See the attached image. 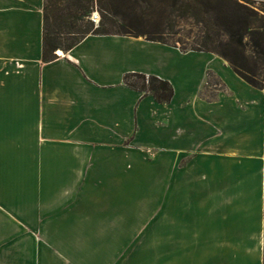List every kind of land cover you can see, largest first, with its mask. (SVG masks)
Wrapping results in <instances>:
<instances>
[{"label": "crops", "instance_id": "crops-1", "mask_svg": "<svg viewBox=\"0 0 264 264\" xmlns=\"http://www.w3.org/2000/svg\"><path fill=\"white\" fill-rule=\"evenodd\" d=\"M44 4L0 0V264H116L95 259L93 222L117 233L136 213L146 169L127 157L159 143L166 264H262L264 88L145 36L90 33L44 61ZM127 73L169 81L171 100Z\"/></svg>", "mask_w": 264, "mask_h": 264}, {"label": "trees", "instance_id": "trees-1", "mask_svg": "<svg viewBox=\"0 0 264 264\" xmlns=\"http://www.w3.org/2000/svg\"><path fill=\"white\" fill-rule=\"evenodd\" d=\"M163 1L168 7L160 9L155 0H45L43 60L55 59L57 49H70L90 33L145 36L167 43L163 33L177 13L203 27L199 47L191 49L218 54L246 82L264 88L259 78L264 73V15L238 0ZM93 11L100 13L98 24L88 19ZM135 77L143 83L137 84ZM124 80L161 103L169 102L174 93L169 81L155 75L127 73Z\"/></svg>", "mask_w": 264, "mask_h": 264}, {"label": "rangeland", "instance_id": "rangeland-1", "mask_svg": "<svg viewBox=\"0 0 264 264\" xmlns=\"http://www.w3.org/2000/svg\"><path fill=\"white\" fill-rule=\"evenodd\" d=\"M254 8L259 14L264 15V0H238ZM157 7H168V3L155 0ZM101 16L98 11H93L88 19L98 24ZM87 20V19H86ZM98 20V22L96 21ZM173 25V26H169ZM170 27V28H169ZM203 36V27L188 17L178 16L174 13L168 22V28L163 33V38L168 44L179 46L182 49L198 48ZM264 82V73L259 75ZM137 84H142L143 79L132 78ZM213 81V78H210ZM210 95L209 89L205 90ZM140 147V145H137ZM134 163L144 167L141 172V182L136 183V203L126 205L135 206V214L121 217L118 220L119 229L114 233L108 225L107 217L96 219L93 222V234L90 240L96 249L93 254L95 259L116 261V264H166L167 263V220L165 196V156L164 147L143 149L127 157ZM138 181V180H137ZM100 225V226H99ZM209 238V237H208ZM263 250L261 255L264 264V225H263ZM99 249V251H98ZM208 250V248H206ZM213 250V248H212ZM217 259L224 258L223 249L213 251ZM206 255L203 258L207 257ZM190 256V255H189ZM189 256H185L187 261ZM212 256V255H211ZM206 259V258H205Z\"/></svg>", "mask_w": 264, "mask_h": 264}, {"label": "built area", "instance_id": "built-area-1", "mask_svg": "<svg viewBox=\"0 0 264 264\" xmlns=\"http://www.w3.org/2000/svg\"><path fill=\"white\" fill-rule=\"evenodd\" d=\"M58 50H59V49H57V50L55 51L57 54H59Z\"/></svg>", "mask_w": 264, "mask_h": 264}, {"label": "water", "instance_id": "water-1", "mask_svg": "<svg viewBox=\"0 0 264 264\" xmlns=\"http://www.w3.org/2000/svg\"><path fill=\"white\" fill-rule=\"evenodd\" d=\"M58 52H61V49H59Z\"/></svg>", "mask_w": 264, "mask_h": 264}, {"label": "bare ground", "instance_id": "bare-ground-1", "mask_svg": "<svg viewBox=\"0 0 264 264\" xmlns=\"http://www.w3.org/2000/svg\"><path fill=\"white\" fill-rule=\"evenodd\" d=\"M98 22V20H96Z\"/></svg>", "mask_w": 264, "mask_h": 264}]
</instances>
